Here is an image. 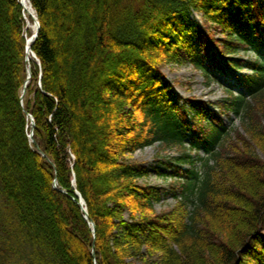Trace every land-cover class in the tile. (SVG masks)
Masks as SVG:
<instances>
[{
	"label": "trees",
	"instance_id": "obj_1",
	"mask_svg": "<svg viewBox=\"0 0 264 264\" xmlns=\"http://www.w3.org/2000/svg\"><path fill=\"white\" fill-rule=\"evenodd\" d=\"M29 2L24 88L23 9L0 0V264H264V0ZM185 63L224 97L177 96L161 67ZM156 143L160 212L125 158Z\"/></svg>",
	"mask_w": 264,
	"mask_h": 264
},
{
	"label": "rangeland",
	"instance_id": "obj_2",
	"mask_svg": "<svg viewBox=\"0 0 264 264\" xmlns=\"http://www.w3.org/2000/svg\"><path fill=\"white\" fill-rule=\"evenodd\" d=\"M190 18H192L194 22L199 24L202 21L200 14L194 13L190 16ZM25 23L26 26L24 28V38L26 39V37H28V33L29 35H31L32 32L28 27L29 25L27 24V22ZM219 36L220 35L218 33L215 38H218ZM249 56H252V54H249ZM28 69L30 70L29 66ZM161 70L166 79L173 85L174 91L176 92L177 96H180L183 99L192 97L197 101L207 102V104H209V106L211 107V105H213L216 101L224 97V92L216 82L212 81V79L208 80L204 75L201 74L199 70L194 69L189 63L164 64L162 65ZM228 73L229 72L226 70L223 73L219 74L227 76ZM229 76H231L232 78L231 82L234 83V76L231 73L229 74ZM215 112L217 113L216 110ZM219 117L223 124L228 123L225 115H219ZM238 125V121L234 120V126L237 127V131L242 133V130H240ZM160 149L161 148L156 143L150 147L138 150L135 153L127 155L125 157L128 162H138L149 170V175L139 180V184H146L148 186H153L158 189L164 190V194L155 204V210L157 212L168 210L176 204L175 198L170 191V184L173 181V178L170 177L169 174L171 170L167 168L166 165L167 163H169V161L164 158V156L168 152H164ZM173 154L171 153L170 155L172 156ZM159 172L164 173V176H161ZM124 217H126L127 219V214L124 215ZM127 264L151 263L149 262V260L143 261L141 259H129L127 261Z\"/></svg>",
	"mask_w": 264,
	"mask_h": 264
},
{
	"label": "bare ground",
	"instance_id": "obj_3",
	"mask_svg": "<svg viewBox=\"0 0 264 264\" xmlns=\"http://www.w3.org/2000/svg\"><path fill=\"white\" fill-rule=\"evenodd\" d=\"M23 9V16L25 18V22H27V24L29 25L28 27L31 30V36L26 37V48L28 49L32 43V35L35 32L36 26L34 24V20H33V16H34V12L32 11V8L30 6L29 0H19ZM31 19V20H30ZM30 22V23H29ZM28 59L31 57V53L28 50Z\"/></svg>",
	"mask_w": 264,
	"mask_h": 264
},
{
	"label": "water",
	"instance_id": "obj_4",
	"mask_svg": "<svg viewBox=\"0 0 264 264\" xmlns=\"http://www.w3.org/2000/svg\"><path fill=\"white\" fill-rule=\"evenodd\" d=\"M32 11H33V10H32ZM33 12H34V11H33ZM32 18L34 19V24H35V26H36L35 32H34V34L32 35V37H33L32 42H33V41L36 39V37H37V33H38V29H39V23H38V21H37V18H36V16H35V14H34V16H33ZM28 50H30V47L27 49V52H26V53H28ZM29 136H30V138H31V140H32V132H31V134H30ZM78 198H79V200H80L79 204H80V205H84V201H83V199H82L79 195H78ZM84 218L87 220V212H86V211H85ZM90 226H91V230H92V232L95 233V228H94L93 224H90Z\"/></svg>",
	"mask_w": 264,
	"mask_h": 264
}]
</instances>
